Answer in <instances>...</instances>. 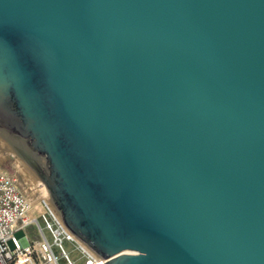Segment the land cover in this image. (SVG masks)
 <instances>
[{
    "label": "water",
    "instance_id": "obj_1",
    "mask_svg": "<svg viewBox=\"0 0 264 264\" xmlns=\"http://www.w3.org/2000/svg\"><path fill=\"white\" fill-rule=\"evenodd\" d=\"M0 135L102 264H264V0H0Z\"/></svg>",
    "mask_w": 264,
    "mask_h": 264
},
{
    "label": "built area",
    "instance_id": "obj_2",
    "mask_svg": "<svg viewBox=\"0 0 264 264\" xmlns=\"http://www.w3.org/2000/svg\"><path fill=\"white\" fill-rule=\"evenodd\" d=\"M25 184L18 173L0 166V264H61L55 247L67 264L105 262L65 225L46 191L37 183ZM31 225L37 237L15 236L17 230ZM66 242L78 253L75 259L64 247Z\"/></svg>",
    "mask_w": 264,
    "mask_h": 264
},
{
    "label": "rangeland",
    "instance_id": "obj_3",
    "mask_svg": "<svg viewBox=\"0 0 264 264\" xmlns=\"http://www.w3.org/2000/svg\"><path fill=\"white\" fill-rule=\"evenodd\" d=\"M34 172L35 175L31 171H29L24 164ZM0 166L6 168L12 172L18 173L21 179L28 184L25 185H32L33 183H37V179L39 175L28 165V163L2 138L0 135ZM40 178V177H39ZM41 180V179H40ZM38 186V184H37ZM46 190V189H45ZM47 192V191H46ZM26 233H29L32 238L38 236L37 232L34 229V225L28 226L25 229H19L15 232V236L18 239L23 238ZM50 236V233L47 232ZM11 247H14V242L10 241ZM64 247L70 252L71 258L75 259L78 256V253L73 250V246L66 242ZM56 253L60 256L61 264H67V260L64 256L61 255V250L59 247H55Z\"/></svg>",
    "mask_w": 264,
    "mask_h": 264
},
{
    "label": "bare ground",
    "instance_id": "obj_4",
    "mask_svg": "<svg viewBox=\"0 0 264 264\" xmlns=\"http://www.w3.org/2000/svg\"><path fill=\"white\" fill-rule=\"evenodd\" d=\"M22 164H24L25 167H26L29 171H31V172L33 173V175H35L34 172H33V171L27 166V164H25L24 162H22ZM36 179H37V184H38V186L41 187L42 190L46 191V190H45V187H44V185H43V183H42V181L40 180V178L38 177V178H36Z\"/></svg>",
    "mask_w": 264,
    "mask_h": 264
}]
</instances>
